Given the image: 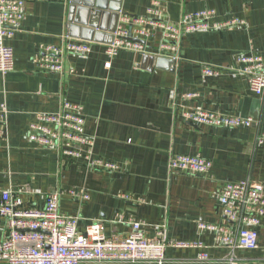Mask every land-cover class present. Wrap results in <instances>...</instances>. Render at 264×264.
I'll use <instances>...</instances> for the list:
<instances>
[{
    "label": "crops",
    "instance_id": "crops-1",
    "mask_svg": "<svg viewBox=\"0 0 264 264\" xmlns=\"http://www.w3.org/2000/svg\"><path fill=\"white\" fill-rule=\"evenodd\" d=\"M151 1L74 0L91 9L104 6L108 13L119 4V14L135 15L145 14ZM159 1L171 21L212 8L215 20L237 17L245 25L187 34L181 59L158 67L130 51L109 58L105 36L83 39L79 25L69 22V16L82 15L72 0H26L25 20L6 41L14 67L0 73V103L7 106L9 130L8 139H0V194L7 189L20 194L25 205L42 207L48 193L61 190L60 212L76 215L79 230L100 221L106 236L125 235L128 219H135L143 222L146 237L164 226L171 241L201 244L167 247L165 264H226L231 258L237 264H264V215L256 226L255 249L232 250L219 245L214 232L198 230L199 222L227 223L218 199L225 182L264 186V143L256 140L264 131V95L250 91L236 61L240 53L264 59V0ZM97 20L107 27L111 19L101 15ZM65 34L88 41L91 51L66 55L62 75L43 72L35 63L40 46H61ZM207 65L219 68V74L204 75ZM185 93L196 95L185 98ZM64 101L82 106L95 156L119 164L117 171L91 170L82 158L69 159L27 140L34 113L58 111ZM190 108L249 117L254 124L196 125L182 116ZM176 153L201 155L212 167L206 174L171 172L168 160ZM69 190H82L89 198L79 199ZM7 233L0 216V239ZM201 253L209 260L200 262Z\"/></svg>",
    "mask_w": 264,
    "mask_h": 264
},
{
    "label": "built area",
    "instance_id": "built-area-1",
    "mask_svg": "<svg viewBox=\"0 0 264 264\" xmlns=\"http://www.w3.org/2000/svg\"><path fill=\"white\" fill-rule=\"evenodd\" d=\"M26 0H0V73L14 67L13 49L7 40L21 28L26 16ZM159 0H152L145 14H119L110 43L105 46L109 58L119 51L139 55L181 59L182 41L187 34L221 30L245 25V21L231 17L215 20V10L204 8L185 12L175 21L164 16ZM61 46L41 45V54L35 63L43 72L64 73L66 55L84 56L91 51L88 41L72 39L65 34ZM150 44V46H149ZM238 72L246 77L249 89L257 96L264 95V59L252 53L236 57ZM203 74L216 76L219 68L203 66ZM73 70L70 69L69 73ZM195 93L182 96L192 98ZM185 120L196 125L235 128L251 126L252 118L229 115L206 109L183 111ZM82 106L64 101L58 111L34 113L26 138L42 149L55 151L69 159L82 158L91 170L117 171L120 165L94 154V137L85 132ZM8 109L0 103V139L7 140ZM264 143V131L257 136ZM212 163L201 155L172 154L168 160L171 172L206 174ZM64 191L55 190L46 195L42 207L25 205L22 196L10 190L0 194V216L5 220L8 233L0 239L2 264H165L167 247H186L201 244L174 242L168 239L164 226L154 237L144 235L143 222L128 219L129 231L125 235L106 236L100 221H90L84 230L77 228L76 215L60 212L59 201ZM69 195L86 200L82 190H69ZM220 213L228 223H198L199 231H212L218 244L234 249H255L258 246L256 226L264 215V186L260 182L243 180L225 182L218 193ZM122 219L120 215L118 221ZM200 262L209 260L206 253L198 256ZM226 264H237L232 258Z\"/></svg>",
    "mask_w": 264,
    "mask_h": 264
},
{
    "label": "water",
    "instance_id": "water-1",
    "mask_svg": "<svg viewBox=\"0 0 264 264\" xmlns=\"http://www.w3.org/2000/svg\"><path fill=\"white\" fill-rule=\"evenodd\" d=\"M72 1L73 4H76L74 0ZM76 5L77 7L75 8L77 9V11H81L82 15L80 16V19L77 17L72 19L71 16H69V22L79 25L80 31L82 33L81 37L86 40L100 41L99 38L105 36V41L107 43H110L113 37L112 33L118 22L120 5H111L108 10L109 13L103 11L104 6H99L95 9H91V5L88 4L84 5V3H77ZM102 11L105 13L102 14ZM101 15H103L104 17H109L111 19L110 24L107 27L99 24L97 19ZM142 56L143 60L147 59L148 61L156 62L158 67H163V65L165 64H172L174 62L170 58L155 57L153 55Z\"/></svg>",
    "mask_w": 264,
    "mask_h": 264
},
{
    "label": "trees",
    "instance_id": "trees-1",
    "mask_svg": "<svg viewBox=\"0 0 264 264\" xmlns=\"http://www.w3.org/2000/svg\"><path fill=\"white\" fill-rule=\"evenodd\" d=\"M236 128V127H235Z\"/></svg>",
    "mask_w": 264,
    "mask_h": 264
}]
</instances>
